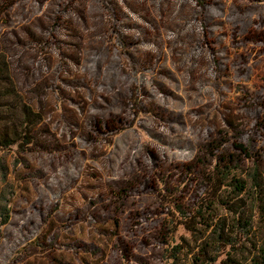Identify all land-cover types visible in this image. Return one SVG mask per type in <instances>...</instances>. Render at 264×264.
I'll list each match as a JSON object with an SVG mask.
<instances>
[{
  "label": "rangeland",
  "instance_id": "374dc122",
  "mask_svg": "<svg viewBox=\"0 0 264 264\" xmlns=\"http://www.w3.org/2000/svg\"><path fill=\"white\" fill-rule=\"evenodd\" d=\"M0 62L38 120L0 148V264H190L212 186L232 225L264 176V0H0ZM244 198L254 264L264 187Z\"/></svg>",
  "mask_w": 264,
  "mask_h": 264
},
{
  "label": "trees",
  "instance_id": "16d2710c",
  "mask_svg": "<svg viewBox=\"0 0 264 264\" xmlns=\"http://www.w3.org/2000/svg\"><path fill=\"white\" fill-rule=\"evenodd\" d=\"M9 97L11 98L9 101L3 100ZM37 121V114L12 90V81L7 76L3 63L0 62V148H7L12 145H18L23 148L31 144L32 142L29 140L30 127ZM250 176L253 181L251 188L248 187L246 180L234 181L233 185L237 191V200L232 205L234 212L236 214L239 213V216L237 218L234 216L232 225L228 223V219L215 214L216 204L222 200L221 188L223 184H214L212 186L210 197L207 200H203L208 205L207 209L212 211L211 218L208 219L204 216L202 212L203 206L200 205L197 210L199 216L204 219L203 225L207 228L205 232H208V239L202 241L201 244L199 243L194 250L195 252H190L191 254L194 253L190 264H242L240 260L238 261L233 257V251L236 250V247H244L245 240L233 238L231 236L234 232L232 228H237V226L243 228L252 227L249 222L250 219L243 218L242 209L247 206L244 196L248 195L253 189L257 191L258 188L263 189L264 187V176L258 172V169H255ZM10 213V200L8 198H0V229L10 220ZM216 218L217 220L214 223ZM184 225L190 227L189 229L191 227L195 229L196 227L194 222H186ZM249 231L246 229L247 235L250 234ZM183 249L179 244L175 246L171 264H181L178 255ZM258 253L261 255L260 260L255 258L252 261L254 264H264V243L259 246ZM223 255L224 258H222Z\"/></svg>",
  "mask_w": 264,
  "mask_h": 264
}]
</instances>
